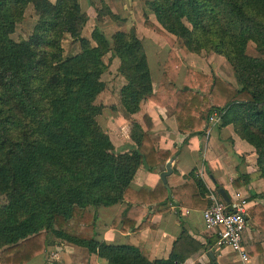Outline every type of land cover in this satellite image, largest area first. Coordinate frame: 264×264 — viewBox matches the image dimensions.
<instances>
[{
	"label": "trees",
	"instance_id": "1",
	"mask_svg": "<svg viewBox=\"0 0 264 264\" xmlns=\"http://www.w3.org/2000/svg\"><path fill=\"white\" fill-rule=\"evenodd\" d=\"M100 3L105 10L96 9L98 21L119 19ZM29 4L39 24L29 39L15 41L11 34ZM146 7L161 28L147 16L144 25L170 46L157 92L135 26L107 37L96 25L85 38L87 15L78 0H0V264L26 263L53 244L52 237L84 247L107 264H181L176 253L150 262L136 247L94 238L98 207L120 204L111 226L137 231L156 227L152 216L168 210L149 212L144 206L176 201L204 207L200 196L209 193L197 168L186 177L192 182L179 188L162 182L152 190L130 186L140 164L153 169L180 147L155 150L133 124L137 148L114 152L97 121L103 106L96 104L105 88L102 58L109 52L120 60V103L127 113L137 112L145 99L167 104L178 129L197 134L210 115L220 114V125L232 124L255 148L264 177V0H149ZM65 35L79 41L80 52L63 58ZM173 36L191 53L222 56L236 83L187 68L177 88L181 60L172 49ZM249 43L257 55L247 53Z\"/></svg>",
	"mask_w": 264,
	"mask_h": 264
},
{
	"label": "crops",
	"instance_id": "2",
	"mask_svg": "<svg viewBox=\"0 0 264 264\" xmlns=\"http://www.w3.org/2000/svg\"><path fill=\"white\" fill-rule=\"evenodd\" d=\"M83 1L78 0L82 12L87 15L86 25H92L89 30V34H91L94 27L99 26L94 9L96 5L93 6L92 1L100 2V0H85V4ZM137 1L139 2L137 3ZM140 1L104 0L114 15H117V8L126 9L123 18H129L127 14L134 15L132 21L136 23L135 28L138 32L142 30L141 25L143 26V24L141 22L143 18L144 23L145 16H147V20L157 24L156 19L153 20L152 17H148L151 15L148 14L150 11L146 7L145 2L147 0L142 1V3ZM133 3L141 7L139 14L141 20L136 18V15L138 17L137 11L130 10ZM145 31L147 34L144 35L142 32L141 35L140 32L139 35L143 45L146 43L148 46V50L146 46L144 48L146 47L145 53L151 73L152 89L153 92H157L168 49L165 46L162 50L156 49L154 38H152L154 37L153 31ZM250 45L251 43L247 46V53L252 56L257 55L256 51L255 53L248 52ZM173 50L180 58L178 51L175 48ZM215 57L218 60L213 59L208 66L209 69L195 67L192 63L194 59L191 56L186 57L190 61L188 64L182 62L180 58L181 65L175 83L176 87L181 88L183 86L187 68L207 75H216L235 84L229 64L222 56L216 55ZM216 63L217 66H215ZM123 84H121L120 89ZM120 89L118 98L115 100V107L112 106L116 113L110 115L106 125L108 128V133H106L113 145L114 152L116 154L127 153L137 148L131 139L132 126L137 124L148 135L155 150L180 147L175 157H169L173 161L171 162L172 173L166 177L168 187L179 188L186 182H192V179L186 177L193 168H197L198 177L203 180L209 190L208 194L200 196L201 200L206 201V206L209 205L208 195L217 192L216 184L224 189L228 197L235 192L243 194L248 200L247 226L242 236V247L247 257L242 259L238 252L217 243L216 234L207 228L203 221L202 210L206 206L189 208L181 203L178 205L175 203L176 201L169 202L164 206L159 204L144 206V210L148 209L149 212L163 208H168V210L164 213H155L152 216L151 223L155 224L156 227H145L137 231L128 229L126 232L120 230L121 224L115 228L111 226L120 204L98 207L94 219V238L108 245L136 247L150 262L166 260L172 253H176L181 259L179 260L181 264H209L211 261L216 262V264H264V177L259 173L255 148L240 137L232 124L220 125V114L210 115L203 134H197L180 131L174 111L167 104H158L145 99L140 102L137 112L127 113L120 103ZM107 108V104L104 103L102 109L104 114L107 113ZM169 158L164 164L153 169H150L146 163L140 164L130 186L136 190L140 188L154 189L158 183L162 182L160 173L165 170V164ZM140 218L137 223L140 222ZM51 240L53 244L48 245L44 252L23 264H107L106 260L99 258L96 254L89 253L84 247L54 237Z\"/></svg>",
	"mask_w": 264,
	"mask_h": 264
},
{
	"label": "rangeland",
	"instance_id": "3",
	"mask_svg": "<svg viewBox=\"0 0 264 264\" xmlns=\"http://www.w3.org/2000/svg\"><path fill=\"white\" fill-rule=\"evenodd\" d=\"M51 1H54V0H51ZM142 1H144V0H141L140 2L142 3ZM147 1H149V0H147ZM138 2L139 1H137V3ZM92 3H93V6L96 5V7H94L95 10L96 9H100L102 11L105 10V9H103L100 2H98V1L93 2L92 1ZM83 4H85V0L83 1ZM140 8H141L140 5L133 3L132 7L130 9V10H133V12L137 11V14H138V17L136 15L137 20L138 19L141 20V18L139 16L140 11H141ZM83 9H84V7H83ZM125 10H123L122 8H117V15L116 16H118L119 19L113 20L111 17L105 16L103 19H100L99 22L96 21L98 23V25L101 27V30L107 36H110L113 32H116V31H128L131 27L136 25V23L132 21V16H134V15L130 16L127 14V16H129V18H123V16H125ZM144 10H146V9L144 8ZM148 14L151 15L148 17H152L153 20H155V17L151 12L150 13L148 12ZM127 20H131V21H127ZM38 21H39V17L37 16L33 6L31 4H29L25 8L24 14H23L21 20L16 23L14 32L11 34V38L15 41H19L22 39H29V37L35 33L36 26L39 24ZM141 23L143 24V26L141 25V29L143 31L140 30L141 33L140 32L139 33L142 35V32H143V34L145 35V33L147 32L145 30L153 31L154 37H152V38H154V41H155L154 43L156 44L155 45L156 49L159 48V50H162L164 46L167 47L168 50L170 49L168 41L165 37H163L162 35L157 33L154 29H151V28H148L147 26H145L143 23V18H142ZM86 26H88V27H86ZM86 26L83 28V30L81 32V36L85 37V38H89L90 37L89 30L92 28V25L89 24ZM156 26H159L161 28V25L158 22H157ZM173 38L175 41H174V44L172 46V49L175 48L176 51H178V53L181 56L180 58L182 59V62H184L185 64H188V62H190L189 58L186 59V57L191 56V58L194 59L192 63L195 67L201 68V69H209L208 66H209L210 62L215 58H216V60H218L217 57H215L216 55H213L214 53L209 52V51L202 50L199 53H191L183 46V43L180 39H177L174 36H173ZM92 44H94V43H92ZM61 45L63 48V58L75 55V54L80 52L79 41H77L76 39H73L69 35H65L64 39L61 41ZM144 46H146L147 50H148V46L146 45V43H144ZM146 47H145V49H146ZM248 52L249 53H255L254 45L252 43L248 48ZM102 59H103V62L107 65L106 71L102 75V81L104 82L105 88L102 91V93L99 94V96L97 97L96 104L103 106V104L105 103L108 106L107 113L104 114V111H102L101 115L97 118L98 123L101 125L103 130L105 129L104 131L106 133L108 130L106 125L108 124L107 122L110 119V115H112V113H116V111H114L112 106L115 107V104H116L115 100L118 98L119 89H120L121 84L124 83V79L121 77V75L118 72L120 60L117 57L112 56V53L109 52ZM215 66H217V63ZM215 66H214V68H215ZM117 103H118V101H117ZM109 110H110V112H108Z\"/></svg>",
	"mask_w": 264,
	"mask_h": 264
},
{
	"label": "built area",
	"instance_id": "4",
	"mask_svg": "<svg viewBox=\"0 0 264 264\" xmlns=\"http://www.w3.org/2000/svg\"><path fill=\"white\" fill-rule=\"evenodd\" d=\"M208 198L209 205L202 210L205 226L214 231L219 245L231 248L246 259L242 236L247 226V198L240 192L230 196L228 202L218 192L210 193Z\"/></svg>",
	"mask_w": 264,
	"mask_h": 264
},
{
	"label": "water",
	"instance_id": "5",
	"mask_svg": "<svg viewBox=\"0 0 264 264\" xmlns=\"http://www.w3.org/2000/svg\"><path fill=\"white\" fill-rule=\"evenodd\" d=\"M172 161H173V159L172 158H169V160L165 164V170H163L160 173L161 180L165 184H166V177L172 173V168H171V162ZM218 193H219V195L222 197V199L224 201H226V202L229 201V197H228L227 193L224 191L223 188H219L218 189Z\"/></svg>",
	"mask_w": 264,
	"mask_h": 264
}]
</instances>
